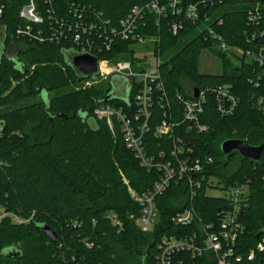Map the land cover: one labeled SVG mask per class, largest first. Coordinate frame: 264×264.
<instances>
[{"label": "trees", "instance_id": "obj_1", "mask_svg": "<svg viewBox=\"0 0 264 264\" xmlns=\"http://www.w3.org/2000/svg\"><path fill=\"white\" fill-rule=\"evenodd\" d=\"M2 1L0 209L28 222L18 224L9 216L0 219V264H119L109 254L107 240L140 264H154L158 235H180L193 229L176 228L169 223V218L186 206L191 205L202 224H217L219 211L227 202L222 197L205 195L206 180L210 177L226 188H245V206L238 218L242 232L234 248L242 260L236 264H264V251L256 253L252 261L245 258L264 239V151L257 162H251L236 152L224 155L219 148L228 139L241 140L250 146L264 143V112L253 102V97L264 94V90L255 91L247 81L264 66L243 56L232 62L214 50L221 62V72L201 74L199 57L203 49L210 48L209 43L195 34L189 24L173 35L167 24L177 18L170 13L160 17L157 26L152 13L143 16L140 25L145 26L140 31L160 38L163 60L160 76L169 115L178 123L175 133L194 157L210 156L212 163L202 172L205 180L195 189L191 202L184 198L186 192L181 184L171 185L158 197L160 222L153 232L142 233L135 224L139 206L130 198L121 178L141 194L151 188L158 173L139 165L133 153L126 149L116 124L112 134L103 119L92 115L97 105L125 106L112 97L105 100L111 94L109 89L91 86L51 95L62 85L76 87L85 79L78 81L79 74L71 65L75 48L62 39L50 42L49 38L57 30L71 43L67 25L74 22L73 12L78 5L87 8V19H94L100 13L101 18L117 26L134 6H144L152 0H50L49 7L39 0L45 20L47 9L53 11L52 17L57 20V23L44 21L42 25L31 26V34L40 32L42 42L15 35L17 29L25 26L19 10L27 0ZM254 2L262 4L257 24L247 18V9ZM209 7H204L205 12L221 11L222 24L213 25V29L228 44L242 49L264 47V0H215ZM11 45L16 47L12 57L8 55ZM96 57L113 58L114 54L108 52ZM50 62L56 66L50 67ZM182 79L198 91L225 86L237 99L234 112L221 116L213 95L207 91L198 116L207 130L188 131V124L181 120L182 105L176 98V94L190 98ZM155 105L149 123L151 130L153 119L156 121L161 113L159 105ZM145 142L150 155L160 150L168 154L171 149L167 138H153L151 131L145 135ZM44 226L56 234L59 242L48 239L42 231ZM11 251L18 256L10 257ZM202 259L206 260V256Z\"/></svg>", "mask_w": 264, "mask_h": 264}, {"label": "built area", "instance_id": "obj_2", "mask_svg": "<svg viewBox=\"0 0 264 264\" xmlns=\"http://www.w3.org/2000/svg\"><path fill=\"white\" fill-rule=\"evenodd\" d=\"M44 4L52 6L50 0H44ZM217 1V0H216ZM221 1V0H218ZM215 0H166L164 3L152 0L144 6H134L125 18L113 26L108 19L101 18L100 13L95 14L94 19H87V8L78 5L74 9V22L67 25L70 32L69 39L63 32L53 30L49 41L64 40L67 45L75 48L76 55L88 54L96 59L98 55L112 52L114 57L97 59L98 75L94 79H86L77 85L76 89L89 88L91 85L103 82H117V90L111 97L124 103V107H114L110 104L97 105L92 110V115L99 120H104L112 134L115 132V124L118 126L126 149L130 150L139 165L146 170H154L158 173L157 179L151 188L141 194L134 192L122 176L121 180L126 186L127 192L134 203L139 206V215L135 220L137 229L142 233H151L157 227L159 221L156 199L162 196L171 185L184 186L185 197L189 202L195 195V189H199L205 180L202 172L208 170L212 163L210 156L194 157L191 149L186 148L183 139L175 133L178 123L173 121L168 112V99L161 81L160 66L163 63L160 54L159 36L145 35L140 28L145 25L140 22L145 14L152 13L155 17L154 24H159V18L167 13L176 16L177 20L167 24L170 32L175 35L183 31L189 24L193 32L209 43V47L224 54L227 59L236 60L238 57L251 58L260 66H264V47L242 49L231 46L223 37L213 29V25L220 26L222 19L219 12H205V8L212 7ZM221 2H219L220 4ZM73 5V3H71ZM260 2H254L247 9V18L251 23H258L260 19ZM205 7V8H204ZM209 7V8H210ZM39 0H27L19 10V18L24 23L23 29L15 31L16 37H27L42 42L40 32L31 34V26L42 25L44 21H54L52 10H45V17L41 13ZM4 11L3 1L0 0V17ZM63 21V20H62ZM62 23V22H61ZM254 38V34L251 35ZM149 42L152 47V57L131 56L130 61L118 63L116 58L125 52H132L131 45H142ZM2 41L0 42V44ZM125 46V47H124ZM248 83L255 91L264 90V69L257 71L254 78H249ZM193 89L189 91L190 98H184L176 94L177 100L182 105L181 120L188 124L187 130L197 133L207 129L200 124L198 116L202 111L205 92H210L215 100L221 116H227L234 112L237 99L225 86L218 85L206 88V91H198L194 96ZM256 107L264 112V94H256L253 97ZM159 105L161 110L159 118L155 121L152 130L149 126L152 120V110ZM151 131L153 138H167L171 142L168 154L158 151L149 154L145 135ZM211 187L207 179L206 188ZM246 190L242 186L229 187L227 194L222 198L226 205L219 211V220L216 225L202 224L191 209V205L175 213L169 218V223L176 228H193L184 234H160L156 239V253L154 264H236L241 262L240 255L235 253L236 239L242 232L238 222L239 214L243 207ZM9 216L15 223H27V219L5 214L0 209V219ZM159 227V226H158ZM161 227V226H160ZM264 251V239L260 240L246 255L247 261H252L256 253ZM208 255V256H207ZM206 256V260L201 258ZM200 260V261H199Z\"/></svg>", "mask_w": 264, "mask_h": 264}, {"label": "rangeland", "instance_id": "obj_3", "mask_svg": "<svg viewBox=\"0 0 264 264\" xmlns=\"http://www.w3.org/2000/svg\"><path fill=\"white\" fill-rule=\"evenodd\" d=\"M2 41V32L0 31V42ZM130 50L132 52H125L119 55L116 58V61L118 63L121 62H128L130 61L131 56H143L146 55L147 57H152V47L149 42H145L142 45H131ZM16 53V47L14 45L10 46L9 48V56L12 57ZM232 62H236V60L232 59ZM50 67H55V62H50ZM221 62L217 57L214 55V50L212 48H205L202 50L199 61H198V70L205 73H220L221 72ZM60 72L62 74V77L65 78V73L63 70L60 69ZM56 82H58V77L55 76ZM61 82V81H60ZM62 83V82H61ZM182 86L184 87L185 91L189 92L192 88L190 83L186 79H182L181 82ZM92 87H103L106 89H109L110 93L113 94L117 90V82L112 83L109 81H101L98 80V83H95L94 85H91ZM77 87L73 85H69L68 87H64L63 85L60 87L58 91L52 92L51 95H59L63 92H69L76 90ZM113 138V136H112ZM113 155V154H112ZM209 181L211 182V187L206 188L205 195L211 196V197H223L227 194V189L222 183L218 181L215 177H210ZM110 214V213H109ZM111 218L113 219V215L110 214ZM108 250L109 254L117 260L119 264H140L139 260L133 257H130L122 252V250L117 247L111 240H107Z\"/></svg>", "mask_w": 264, "mask_h": 264}, {"label": "water", "instance_id": "obj_4", "mask_svg": "<svg viewBox=\"0 0 264 264\" xmlns=\"http://www.w3.org/2000/svg\"><path fill=\"white\" fill-rule=\"evenodd\" d=\"M71 65L79 74L78 81L82 79H94L98 75V63L97 59L88 54L76 55L71 59ZM194 96L198 94L197 89H193ZM111 94H108L105 100H109ZM220 151L224 155H229L232 152H236L242 159H247L251 162H257L260 158L262 151H264V143L258 146H250L241 140L228 139L221 142ZM42 231L46 234L48 239L53 242H59L56 234L52 232L47 226L42 227ZM9 256L16 258L18 253L9 252Z\"/></svg>", "mask_w": 264, "mask_h": 264}, {"label": "crops", "instance_id": "obj_5", "mask_svg": "<svg viewBox=\"0 0 264 264\" xmlns=\"http://www.w3.org/2000/svg\"><path fill=\"white\" fill-rule=\"evenodd\" d=\"M201 74H209V75H211V74H219V73H205V72H201V71H199Z\"/></svg>", "mask_w": 264, "mask_h": 264}]
</instances>
